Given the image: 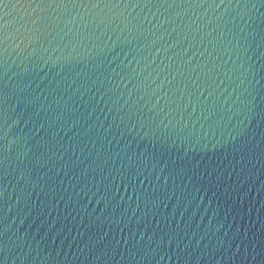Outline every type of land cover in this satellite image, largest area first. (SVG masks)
I'll return each mask as SVG.
<instances>
[{
	"label": "water",
	"instance_id": "1",
	"mask_svg": "<svg viewBox=\"0 0 264 264\" xmlns=\"http://www.w3.org/2000/svg\"><path fill=\"white\" fill-rule=\"evenodd\" d=\"M166 7L5 9L0 264H264V6Z\"/></svg>",
	"mask_w": 264,
	"mask_h": 264
},
{
	"label": "snow or ice",
	"instance_id": "2",
	"mask_svg": "<svg viewBox=\"0 0 264 264\" xmlns=\"http://www.w3.org/2000/svg\"><path fill=\"white\" fill-rule=\"evenodd\" d=\"M225 3L226 0H219V3H217V0H0V12H3V15H0V77H3V79H7V77L4 75V65L7 60L9 41L13 39V37H11L8 33V17L10 12L5 11V9H9L10 6L17 8L18 10L35 9L37 12H41V10H43L39 19H35L36 13L32 14V17L35 19L34 26L46 25L49 21L58 24L61 22L62 17H71L67 19L66 23L73 24L74 22H78L76 18L79 17V20L86 21V23L81 24L80 30L75 32L74 35H76L77 37H81L84 35L85 31L88 28L93 27V25H95V27H99L100 24H104L107 20V16H105L104 19H101L99 24H97L95 17H99L101 16V14L111 12L112 10L120 8L121 6H123L124 9H127L129 7L140 8L142 5L144 8H148L149 6H167L166 9L185 6L201 8L206 5L211 8L223 7ZM259 3L261 6H264V0H259ZM231 6H233L232 3H229V7ZM235 6L239 7L240 5L237 4ZM245 7H247V5H245ZM252 7H256V4H252ZM80 11L84 12V16H79ZM73 13H76V16H72ZM93 15L94 18L89 20L88 17ZM128 24H131V21H129ZM257 35H259V33H257ZM96 38L99 39V37ZM213 42L214 41H210V43ZM261 42L264 43V36L261 37ZM137 51L139 52L140 50ZM128 55H132V50L129 51ZM194 58L195 57H193V59ZM216 59H219V57H216ZM187 63L191 65L192 60L189 59ZM128 67H130V65ZM204 67L207 68V64H205ZM95 68H103V63H97L95 65ZM216 70V68H211L208 70V72H204L203 75L211 79V74ZM179 74L183 75V72H180ZM133 78L135 77L133 76L131 78H128V82L131 83ZM3 79H0V124H3L4 122L3 114L7 113L9 98V94L3 84ZM188 79L190 82H186L185 79L177 81L174 85L175 92H171L170 94L166 95L175 96L177 93H180V99L186 98L191 104L193 97H196V92L199 90V87H203V85L199 84L200 77H197L195 80H191V78ZM206 82L207 81H205V83ZM169 83L172 82L169 81ZM162 88L163 85L161 86V90ZM189 88L193 89L190 95ZM79 90L80 89H77V91ZM23 102L28 104L29 106L35 103L33 99L27 97ZM196 103L197 106H199V97H196ZM121 110L123 111V109ZM125 116L129 121L133 119V116L130 114H127ZM121 122H123V117ZM43 127L44 124H41L40 128ZM0 137H2V139H0V173H2L4 167L10 166L8 161L12 157L9 154V148L6 146V144H4V141H6L7 137H4L3 133H0ZM153 147H155V145H153ZM164 150L166 149H162V151ZM15 161L18 164L17 160ZM6 236L7 233L0 230V256H2L6 250L9 252V247L5 240ZM128 251L133 256V258H135V256H141V253H143L142 259L148 257L149 255H153L150 248L145 250L142 246L134 245L133 248H129ZM156 251L159 252V247L158 249H156Z\"/></svg>",
	"mask_w": 264,
	"mask_h": 264
}]
</instances>
